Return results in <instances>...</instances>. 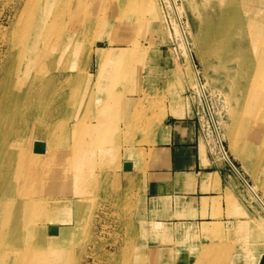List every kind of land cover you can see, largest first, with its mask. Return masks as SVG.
Wrapping results in <instances>:
<instances>
[{
    "label": "rangeland",
    "instance_id": "rangeland-1",
    "mask_svg": "<svg viewBox=\"0 0 264 264\" xmlns=\"http://www.w3.org/2000/svg\"><path fill=\"white\" fill-rule=\"evenodd\" d=\"M17 1L9 0V7L5 6L4 0L0 3L1 21L5 29L9 31L12 29V20H19L18 11L10 7H14ZM96 1L102 3L89 9L91 13L89 10L84 12L81 10L77 18L74 16V8L68 13L69 9L64 3L65 0H38L35 14L33 13L34 16L40 17L43 23L47 19L54 20L58 17L56 14H66V16L58 17V29L62 32L57 35L56 46L48 52L51 57L42 60L46 64L52 58L55 61L54 67L57 68L58 73L61 72L55 81L59 90L67 93V99L63 96L60 101H70L68 108L73 114L72 127L79 123L86 125L81 135L83 142L85 136L92 138L93 135L97 139L93 138V143L97 142L92 152L96 155V159H89L85 165L89 172H95L93 179L90 178L88 183L84 180L80 185L76 184L75 172H71V181L64 179L65 176L67 178L68 175L70 176L69 169L65 168L59 172L44 174V178L55 183L59 177L64 179V192L59 193L53 190L52 195L59 198L66 197L67 200H81L84 205L81 211L79 209L74 216L70 215V219H74L77 223L76 231H78L76 239L68 244L75 255L74 264H150L149 250L152 244L148 240L150 237L145 235L147 231L144 226V223H148L146 218L141 216L137 199L135 202L137 192L139 194L138 180L134 178L135 185L130 184L131 177L123 171L122 161L132 156L128 153L130 149L133 150L136 145L147 142L150 134L162 126L161 123L172 116L191 115L192 112L197 114L206 146L226 169L229 184L225 198L226 217L236 220V223L229 221V234H226L222 227L223 234L219 239L205 241L201 246L200 255L196 258V264H220L216 255L219 247L233 254L236 245L254 248L255 242L264 244V233L261 235L260 232V229L264 230V209L225 158L221 146H224L229 158L246 180L251 186L256 187L259 195L264 198V190L260 186L261 177L253 173L248 161L233 146L234 122L225 94L228 91L229 81L220 75L215 64L204 56L203 38L199 39L203 35L204 28L201 17L208 18L218 7L219 0H176L182 9V23L193 50L195 65L205 85V94H201L196 86L194 67L187 59L182 40L174 29L172 21L174 12L169 6V0H134L135 7L131 9L129 17L126 15L127 11L124 12L123 9L121 11V8L114 4V0ZM106 2L110 3L106 5ZM191 3L201 4V14ZM87 19H92L94 22L108 19L114 23L112 25L118 26L114 30L109 29L104 36L100 33L93 34L92 41L95 43L91 41L88 44L94 47L90 59L88 58L90 48H82L85 43L83 39L88 42L87 37L90 33L89 31L82 33ZM127 22L136 23V29L131 30V23L128 25ZM39 27L41 26L34 24L35 31ZM78 41L82 45L75 47ZM109 42L110 47L117 49L116 52L125 54L127 51L126 55L129 56L130 63L125 65L127 75L125 74L116 83V85L120 83L118 94L123 102L117 108L118 116L109 121L110 125L108 122V140L110 141L105 143L108 142L105 139L103 144L97 145L99 140H102L98 133L103 121L99 105L101 101L105 102L113 91L116 78L109 73L107 77L99 76L96 52L99 43H105L104 46H99L100 48H107ZM32 46L33 44L30 43L28 49L30 50ZM82 56L85 57L82 58ZM5 59L7 56L0 58V61ZM32 61L36 65L40 60L34 56ZM68 72L74 77L79 74L83 77L81 79L79 76L75 77L79 78L77 82L74 81L75 84L69 83L65 80ZM131 116L136 119L137 124L135 130L129 134L128 122ZM86 117L87 120L84 121L83 118ZM213 117L220 132L221 143L217 142ZM118 126L123 133L119 141L118 133H115ZM68 140L74 145L77 144V147L84 146V143L79 144L78 139L73 138V133ZM3 149L4 147L0 146V172L11 165V162L4 160L5 155L1 154ZM82 164L84 166L85 162ZM24 174L34 181L41 177L32 173ZM47 187L51 190L49 186ZM69 189H73L72 193ZM42 192L49 195L50 191ZM231 222L236 224L234 232L229 227ZM235 232L238 233L237 238L232 236ZM46 234L48 235V230ZM199 235H202V232L195 236L196 240ZM210 247H213L215 252L207 255L211 252ZM230 258L233 259V255Z\"/></svg>",
    "mask_w": 264,
    "mask_h": 264
},
{
    "label": "bare ground",
    "instance_id": "bare-ground-1",
    "mask_svg": "<svg viewBox=\"0 0 264 264\" xmlns=\"http://www.w3.org/2000/svg\"><path fill=\"white\" fill-rule=\"evenodd\" d=\"M4 1L5 6H8L9 0ZM37 1L18 0L14 7L10 6L20 14L18 21L12 20L10 31L5 29L0 14V58L7 56V59L0 61V135H3L0 136V146L4 147L1 150V154L5 155L4 160L11 162L9 167L0 172V264H74L75 255L68 244L76 239L78 231L77 223L70 219V215L74 216L79 209L81 211L82 206L84 208V205L81 200L55 197L51 191L64 192V179L71 181V172H75V183L79 185L84 180L88 183L95 173L89 172L85 165L89 159H96V155L92 153L97 142L93 143V138L96 137L85 136L83 142L81 135L86 125L79 123L72 127L73 114L68 108L70 101H60L63 96L67 99V93L61 92L55 81L61 72L58 73L54 67L55 61L52 58L46 64L42 60L48 59L49 50L56 46L57 35L62 32L58 29V17L66 14H56L58 17L54 20L47 19L43 23L40 17L33 15ZM133 1L114 0V4L121 8V11L122 9L124 12L127 11L126 15L129 17L131 9L135 7ZM64 3L69 9L68 13L70 9H75L74 16L77 18L81 10L88 11L102 2L65 0ZM109 3L106 2V5ZM169 3L174 12L172 18L174 29L182 40L187 59L194 67L196 86L201 94H205V85L195 65L193 50L182 23V9L176 0H169ZM191 4H194L195 9L201 14V4ZM201 19V24L204 25L203 35L199 38H203L202 53L215 64L220 75L229 81L225 94L234 122L233 146L248 161L253 173L261 177L260 186L264 190V0H219L218 7L208 18ZM34 24L41 27L35 31ZM112 24L114 23L108 19L98 22L87 19L82 33L90 32L88 42L83 39L85 43L82 45L78 41L75 47L80 45L83 49L89 47L90 59L94 47L88 44L93 40V34L100 33L104 36L109 29L118 28L116 24ZM126 24H130L131 30L136 26L134 22ZM30 43L33 46L29 50ZM111 43H107V48H100L97 45L96 52L99 76L107 77L109 73L116 78V81L113 78L115 82L113 91L105 102L101 101L99 105L103 121L101 120V129L98 133L102 140L100 139L97 145L103 144L105 139L108 141L105 143L110 141L108 122L118 116L117 108L123 102L118 94L120 83L119 85L116 83L127 75L125 65L130 63L127 51L120 54L121 52H116L117 49L110 47ZM34 56L40 60L36 65L32 61ZM78 76L80 79L83 77L82 74L75 77ZM75 77L68 72L65 80L74 83L79 79ZM83 119L86 121L87 117ZM212 122L216 125L214 117ZM128 124V133L131 134L136 128V119L131 116ZM214 132L217 142L221 143L217 125ZM72 133L73 138L78 139L79 144L84 143V146L77 147V144L70 143L68 139ZM115 133H118L119 141L121 135L123 136L119 126ZM36 142L45 143L44 153L35 152ZM131 150L128 153L132 156L123 160L121 165L125 171L124 164L132 163L133 169L125 171L126 173L138 169L136 158H140L143 153L137 152L134 148ZM221 150L264 209V198L259 195L257 188L251 186L238 170L223 145ZM62 168L69 169L68 178L59 177L56 183L44 178L45 173L59 172ZM24 173L41 177L34 181L27 178ZM134 182L131 179L130 184L134 186ZM45 190L50 191L49 195L42 192ZM72 191L73 189L70 193ZM51 227H57L58 233L51 235L49 233ZM260 232L262 235L264 230L260 229ZM263 256L264 244L255 242L254 248L239 246L236 264H260Z\"/></svg>",
    "mask_w": 264,
    "mask_h": 264
},
{
    "label": "crops",
    "instance_id": "crops-1",
    "mask_svg": "<svg viewBox=\"0 0 264 264\" xmlns=\"http://www.w3.org/2000/svg\"><path fill=\"white\" fill-rule=\"evenodd\" d=\"M161 125L147 142L133 147L143 152L136 158L138 169L124 172L138 180L135 202L148 223L144 226L152 244L150 264H196L205 241L219 239L223 228L229 234V221L236 223L226 217V169L206 146L195 112L172 116ZM234 222L229 225L233 232ZM210 248L207 255L215 252ZM234 249L230 254L219 247L217 261L236 264L237 245Z\"/></svg>",
    "mask_w": 264,
    "mask_h": 264
},
{
    "label": "water",
    "instance_id": "water-1",
    "mask_svg": "<svg viewBox=\"0 0 264 264\" xmlns=\"http://www.w3.org/2000/svg\"><path fill=\"white\" fill-rule=\"evenodd\" d=\"M104 45H105V43H99L98 44V46H104ZM34 150L37 153H44L46 151V145H45V143H43V142H36L35 147H34ZM132 169H133L132 163L126 162L124 164V170L125 171H131ZM49 233L51 235L57 234L58 233L57 227H51L49 229ZM260 264H264V256H263Z\"/></svg>",
    "mask_w": 264,
    "mask_h": 264
}]
</instances>
